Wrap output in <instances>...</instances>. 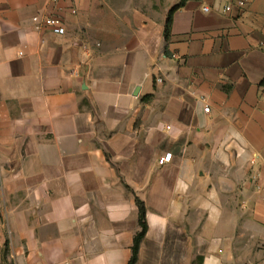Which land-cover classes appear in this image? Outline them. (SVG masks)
Returning <instances> with one entry per match:
<instances>
[{"label": "crops", "instance_id": "obj_1", "mask_svg": "<svg viewBox=\"0 0 264 264\" xmlns=\"http://www.w3.org/2000/svg\"><path fill=\"white\" fill-rule=\"evenodd\" d=\"M238 1L166 39L181 0H0V264H129L137 199V264H264V0Z\"/></svg>", "mask_w": 264, "mask_h": 264}, {"label": "trees", "instance_id": "obj_2", "mask_svg": "<svg viewBox=\"0 0 264 264\" xmlns=\"http://www.w3.org/2000/svg\"><path fill=\"white\" fill-rule=\"evenodd\" d=\"M188 0H181L180 3L175 5L168 14L166 26H165V37L166 39H169L171 35V29H172V24H173V17L174 14L182 9ZM137 205L139 209V227L140 231L137 233L135 240H134V245H133V254L132 258L129 262V264H137L138 262V257H139V250L141 247V244L143 240L145 239L147 232H148V224H147V209L146 206L143 202H141L139 199H137ZM203 259L202 257H197L195 261H193L192 264H202Z\"/></svg>", "mask_w": 264, "mask_h": 264}, {"label": "built area", "instance_id": "obj_3", "mask_svg": "<svg viewBox=\"0 0 264 264\" xmlns=\"http://www.w3.org/2000/svg\"><path fill=\"white\" fill-rule=\"evenodd\" d=\"M49 1L54 2V3H58V2H60L62 0H49ZM248 1L249 0H239L238 1V5L240 7H244L247 4ZM230 9H231V7L230 6H227L225 8V11H229ZM204 10L206 12L209 11L208 8H205ZM73 13H75V11H73ZM33 22L37 24L38 28L43 27V26H46V27L52 28L54 30V32L57 33V34L62 35V34L65 33V28L63 27V23H62V21L60 19H56V18L55 19L54 18H45L43 20H40L39 17H35V18H33ZM263 46H264V44H263ZM75 74L78 75V72H76ZM159 82H161V80H159ZM204 112L206 114H208L210 112V108L209 107H206L204 109ZM172 159H173V155L171 153L166 154L164 157H162L159 160V165L164 166L166 164H169V163L172 162ZM258 188H260V187H258Z\"/></svg>", "mask_w": 264, "mask_h": 264}]
</instances>
